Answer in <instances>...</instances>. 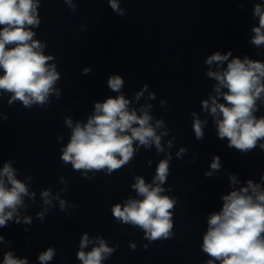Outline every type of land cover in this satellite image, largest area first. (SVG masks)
<instances>
[{
    "label": "clouds",
    "instance_id": "1",
    "mask_svg": "<svg viewBox=\"0 0 264 264\" xmlns=\"http://www.w3.org/2000/svg\"><path fill=\"white\" fill-rule=\"evenodd\" d=\"M109 4L114 11H121L117 0H109ZM37 6L38 0H0V25L3 26L0 28V69L4 73L0 76V89L13 93L9 103L20 100L25 106L32 103L44 104L59 79L55 65L47 63L53 57L43 54V45L33 40L35 33L28 27H35L40 22L36 14ZM254 14L259 17V27L253 29L255 36L252 43L259 46L264 44V12L259 4L255 6ZM6 45L14 47L6 48ZM230 56L231 51L225 55L217 51L207 58L206 63L222 64ZM83 71L87 73L90 69L85 68ZM207 75L218 81L215 91L226 101V104L218 103L212 97L211 106L208 100L202 102L205 109L210 108L213 116L217 113L222 116V119L217 120L218 136L221 139L226 137L229 147L242 152L255 148L257 141L264 139V117L257 119L253 115L256 100L264 93V64L247 57L243 60L233 58L226 69L209 71ZM107 83L113 91H119L123 80L119 75H113L108 78ZM221 87L228 91L221 93ZM139 95L140 93L137 98ZM128 103L123 95L96 103L95 114L89 117L88 122L83 126L77 123L73 128L70 142L61 159L65 163L70 162L76 170L107 168L110 174L133 157V141H138L145 147L154 143L158 151H163L160 136L149 123L151 116L147 111L140 116L134 110L129 111ZM66 123L69 127L72 126L71 119ZM161 123L157 121L156 127H160ZM193 128L196 138H202L199 119L194 121ZM259 146L264 149V143ZM183 151L181 149V153ZM219 168L220 160L216 156L211 169ZM167 174L168 161L162 160L153 182H159L156 186L146 184L143 178L136 177V183L132 187L144 199L129 200L123 208L120 204L114 205L113 216L124 223L139 225L145 230L149 240H157L162 236L167 238L173 226L169 210L175 203L169 197L160 195L163 189L159 185L165 182ZM205 175L211 176L212 172H206ZM229 179L232 183L237 182L235 176H230ZM24 195H28L25 184L16 179L15 169L11 164L5 163L0 170V226H6V221L13 218L17 206L23 203ZM42 196L46 204L50 202L48 191H44ZM222 199L223 207L208 217V230L203 237V251L215 258L208 260L207 264H215L216 260L220 264H264V237L261 235L264 233V190L259 184L248 180L246 187L233 190ZM63 206L64 201H61V208ZM39 215L42 218L43 213ZM25 222L30 223V218L26 217ZM2 240L3 237L0 236V241ZM88 243V236L85 234L80 241L81 251L77 253L82 264H100L113 251L100 240L98 247L85 253L83 248ZM53 256L54 249L49 248L40 254L39 260L44 264ZM3 264H27V260L16 259L8 252Z\"/></svg>",
    "mask_w": 264,
    "mask_h": 264
}]
</instances>
